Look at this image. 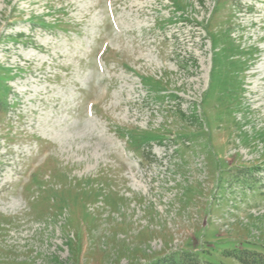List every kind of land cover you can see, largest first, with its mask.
Returning a JSON list of instances; mask_svg holds the SVG:
<instances>
[{
    "label": "rangeland",
    "instance_id": "obj_1",
    "mask_svg": "<svg viewBox=\"0 0 264 264\" xmlns=\"http://www.w3.org/2000/svg\"><path fill=\"white\" fill-rule=\"evenodd\" d=\"M191 258L264 264V0H0V264Z\"/></svg>",
    "mask_w": 264,
    "mask_h": 264
},
{
    "label": "trees",
    "instance_id": "obj_2",
    "mask_svg": "<svg viewBox=\"0 0 264 264\" xmlns=\"http://www.w3.org/2000/svg\"><path fill=\"white\" fill-rule=\"evenodd\" d=\"M191 259H192V262H191ZM189 259V262L187 263H184V261H182V263H179V264H197L198 262H196L193 258Z\"/></svg>",
    "mask_w": 264,
    "mask_h": 264
},
{
    "label": "bare ground",
    "instance_id": "obj_3",
    "mask_svg": "<svg viewBox=\"0 0 264 264\" xmlns=\"http://www.w3.org/2000/svg\"><path fill=\"white\" fill-rule=\"evenodd\" d=\"M3 189H4V187H3ZM2 191V190H1ZM195 216V215H194Z\"/></svg>",
    "mask_w": 264,
    "mask_h": 264
}]
</instances>
